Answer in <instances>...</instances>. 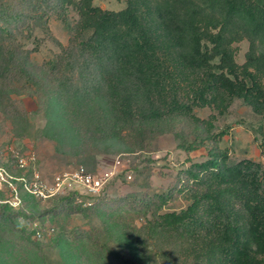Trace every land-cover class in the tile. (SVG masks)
I'll use <instances>...</instances> for the list:
<instances>
[{
	"label": "rangeland",
	"instance_id": "obj_1",
	"mask_svg": "<svg viewBox=\"0 0 264 264\" xmlns=\"http://www.w3.org/2000/svg\"><path fill=\"white\" fill-rule=\"evenodd\" d=\"M93 3L120 10L127 0ZM79 18L67 1L0 0V264H126L119 252L132 264H211L196 262L180 235L151 234L148 220L188 205L184 170L212 149L264 164V106L239 96L194 105L201 125L213 124L202 139L195 118L194 126L173 115L139 129L106 120L95 95L63 103L56 86L69 60L78 72ZM232 46L244 63L250 40ZM79 165L107 178L99 193L58 189Z\"/></svg>",
	"mask_w": 264,
	"mask_h": 264
},
{
	"label": "trees",
	"instance_id": "obj_2",
	"mask_svg": "<svg viewBox=\"0 0 264 264\" xmlns=\"http://www.w3.org/2000/svg\"><path fill=\"white\" fill-rule=\"evenodd\" d=\"M61 1L76 7L78 29L86 32L78 72L69 60L71 71L58 78L61 102L95 95L105 102L106 120L139 129L173 115L194 126L195 118L202 139L213 124L201 125L194 105L239 96L256 110L264 106V0H127L120 10L93 0ZM244 37L250 48L239 63L232 43ZM184 173L179 189L190 202L156 213L148 220L151 234L180 235L196 262L264 264L263 162L212 149ZM170 194H161V201Z\"/></svg>",
	"mask_w": 264,
	"mask_h": 264
},
{
	"label": "built area",
	"instance_id": "obj_3",
	"mask_svg": "<svg viewBox=\"0 0 264 264\" xmlns=\"http://www.w3.org/2000/svg\"><path fill=\"white\" fill-rule=\"evenodd\" d=\"M19 163L21 166H26L27 160L21 156L19 157ZM106 180V177L94 174L88 171L84 165H79L71 174L58 180V189L61 185H69L70 187H78L81 195L88 194L93 196L101 191ZM87 203L91 204L92 202L89 200Z\"/></svg>",
	"mask_w": 264,
	"mask_h": 264
}]
</instances>
